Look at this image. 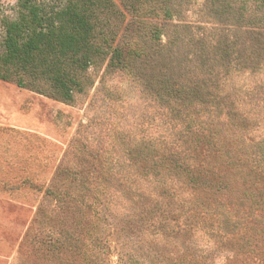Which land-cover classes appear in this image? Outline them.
<instances>
[{
  "label": "rangeland",
  "instance_id": "obj_1",
  "mask_svg": "<svg viewBox=\"0 0 264 264\" xmlns=\"http://www.w3.org/2000/svg\"><path fill=\"white\" fill-rule=\"evenodd\" d=\"M117 4L129 70L71 103L0 81V264H264V5Z\"/></svg>",
  "mask_w": 264,
  "mask_h": 264
},
{
  "label": "trees",
  "instance_id": "obj_2",
  "mask_svg": "<svg viewBox=\"0 0 264 264\" xmlns=\"http://www.w3.org/2000/svg\"><path fill=\"white\" fill-rule=\"evenodd\" d=\"M117 1L138 15L144 6L165 0H19L16 16L2 21L0 81L71 103L97 57L110 54V68L129 70L131 60L142 54L132 51L128 61L104 29L108 16L121 13ZM164 16L170 17V11L165 9ZM153 38L161 40L157 31ZM160 87L159 94L169 99L188 100L167 81Z\"/></svg>",
  "mask_w": 264,
  "mask_h": 264
}]
</instances>
